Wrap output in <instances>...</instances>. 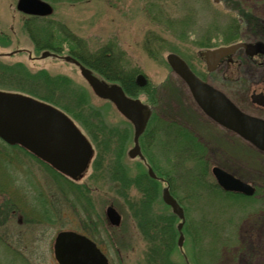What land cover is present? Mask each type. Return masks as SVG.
Wrapping results in <instances>:
<instances>
[{"label":"rangeland","instance_id":"1","mask_svg":"<svg viewBox=\"0 0 264 264\" xmlns=\"http://www.w3.org/2000/svg\"><path fill=\"white\" fill-rule=\"evenodd\" d=\"M44 1L53 7L47 16L18 11L17 0H0V62L21 63L32 73L43 70L51 76L70 78L69 87L74 93L61 88L56 93L57 100L61 104L72 101V109L81 112L83 116L73 121L92 142V159L101 157L102 165L95 172L90 163L75 182L67 185L54 180L26 152L0 139V200L7 199L15 205L7 222L0 226V264H58L53 254L56 233L63 229L82 230L89 216L103 223V232L99 229L96 236L110 264H149L146 255L150 238L148 242L111 179L112 161L119 153L120 163L130 177L149 175L152 169L158 189L149 208L150 217L155 226L162 217L174 215L176 249L172 257L176 262L264 264V153L208 118L166 60L168 53L180 55L241 108L264 117V110L247 101L248 91L264 78V56L258 64L238 50L235 74L230 77L225 65L208 73L199 55L201 50L237 41L264 43V0ZM32 16L63 27L71 38L85 41L89 51L105 48L120 58L123 71L134 75L139 88L133 95L152 105L153 116L158 115L159 121L176 122L181 131L197 133L201 146L183 149L186 140L180 136L174 140L157 127L149 141L138 139L139 153L129 156L128 150L135 143L130 123L110 100L94 93L76 63L60 56L68 53L67 41L63 42L61 54L35 51L24 26ZM238 18L243 26L235 36L225 28ZM89 72L108 82L96 72ZM138 74L146 78L143 85L136 81ZM151 87L156 90L155 101L142 89L152 91ZM17 88L13 80L0 84L4 92L20 93ZM81 92L85 94V104L74 105V98ZM124 137L125 141L120 142ZM214 165L252 182L256 194L235 200L216 189L209 190V184L215 182ZM74 184L83 186L82 190H76ZM164 188L182 209L183 217L163 200ZM43 198L47 205L41 203ZM128 198L131 202L142 200V192L135 184L129 188ZM109 205L121 215L117 226L107 222ZM151 232L153 236L154 230ZM180 235L183 237L179 245Z\"/></svg>","mask_w":264,"mask_h":264},{"label":"water","instance_id":"2","mask_svg":"<svg viewBox=\"0 0 264 264\" xmlns=\"http://www.w3.org/2000/svg\"><path fill=\"white\" fill-rule=\"evenodd\" d=\"M16 9L36 16H47L53 12L51 4L44 0H17ZM242 46L250 54L253 47L257 48V52H264V44L261 42H238L202 50L199 54L204 57L208 70H212L219 58ZM166 59L172 71L187 84L193 99L207 116L264 151L263 118L243 112L221 90L199 78L179 55L171 52ZM81 71L96 95L112 101L118 111L133 122L135 145L129 151V156H136L139 153L137 136L144 127L148 115L147 106L140 99L127 97L117 84H106L88 70ZM136 81L143 85L146 78L138 74ZM253 92V100L264 105V91L257 89ZM0 138L9 144L21 145L71 178H77L87 168L92 156L89 141L67 115L53 105L22 93L0 90ZM212 174L217 184L226 191L246 196L255 192L252 184L220 166H212ZM149 175L154 177L152 169H149ZM162 196L174 213L184 216L168 188L163 189ZM106 214L111 223L120 222L121 216L112 205L106 208ZM180 227L181 223L178 225ZM182 237L180 235L179 245ZM53 253L58 264H110L95 242L73 230H62L56 234Z\"/></svg>","mask_w":264,"mask_h":264},{"label":"trees","instance_id":"3","mask_svg":"<svg viewBox=\"0 0 264 264\" xmlns=\"http://www.w3.org/2000/svg\"><path fill=\"white\" fill-rule=\"evenodd\" d=\"M38 19L40 18L32 16L24 22L25 29L28 31V36L34 42L36 52L43 50V54H61L63 53V42L67 41L68 53H66V56H70L81 69L94 71L100 77L105 78L111 83H119L121 85H124L126 91L131 95L133 93H137L139 88L133 81L134 75H129L128 73L123 71L124 69H122V64L119 61L120 58H116L113 53L107 52L108 50L105 48H99L97 51H89L85 41H82L81 39L71 38L72 35L68 32H65L63 27L57 28L52 24V22H44L45 20L38 21ZM242 26L243 23L241 22V19L238 18L233 19V21L230 22L225 29L227 32H232L233 35L237 36L241 33H239V31L241 30ZM60 56L63 57L62 55ZM6 73L10 74L11 76L7 75ZM11 80H13L14 83H16V85L19 87L16 89L17 91L53 105L54 107L62 110L68 117L71 118L72 121L73 118L79 120L83 116L81 112H78V110L75 111V108L72 109V101L69 103L61 104V100H59L60 103L57 100L58 97L56 96V93L60 91L61 88L69 89L71 90L70 92L74 93V90L70 89L71 87H69V83L71 82V80L67 76H51L43 70L32 73L21 63L7 65L0 62V84H7V82H10ZM130 85L133 86L134 89ZM142 89L146 94H148L150 99L155 101V88L151 87L152 91H149V88ZM84 95L85 94L83 92L79 93L74 98L76 99L74 105L79 104L78 106H80L81 103L85 104L86 98ZM91 116L94 117L95 115ZM101 124L102 123H99L100 126ZM181 133L184 132L181 131ZM125 138L126 137L122 138L120 142L125 141ZM192 139L193 141L196 140L197 143V139H195V137H192ZM102 144L104 145L103 147H105L106 141H104V143L102 142ZM8 145L13 148L20 149L30 156L32 155L27 149L19 144ZM100 158H95L92 159L93 162L91 161L92 168L95 172L101 168L102 163ZM120 158L121 153L117 155L115 161H112V166L110 169L111 179L115 184H117V193L125 197L132 216L137 220L138 226L146 236L148 242L150 238V246H148V253L146 255L149 264H180L176 262L172 257L176 249L174 238L176 234L174 215L168 214L162 217V219L158 220V224L155 222V226H153L152 223L153 218L150 217L149 208L152 201L156 197V191L158 189L157 181L152 179V177L148 174L130 177L125 171V168L120 163ZM35 160H37L38 163L42 164V166L44 167V171L48 172L51 177L57 182L64 181L67 185L73 183L71 180H68L62 172L56 170L47 162H44L41 159ZM132 184L138 186L139 190L142 192V200H139L137 202H131V200H129L128 190ZM74 185L75 189L78 191L82 190L83 188V186L81 185ZM209 185V190L212 191L216 189L224 195L229 196L231 199L240 200L241 198H250L244 196L241 193L224 191L216 182H214L213 184L210 183ZM41 203L47 205L46 199L43 198V201ZM14 209L15 205L13 202H10V200H0V226L7 222L8 218L10 217L11 211ZM156 227H158V233L156 231ZM153 230L155 235L153 234L152 236L151 231Z\"/></svg>","mask_w":264,"mask_h":264},{"label":"flooded vegetation","instance_id":"4","mask_svg":"<svg viewBox=\"0 0 264 264\" xmlns=\"http://www.w3.org/2000/svg\"><path fill=\"white\" fill-rule=\"evenodd\" d=\"M255 43V42H253ZM243 50L245 52V55L248 57V58H251V59H255L256 62L258 64H261V60L262 57L264 56V52H257V48L256 47H253L250 51L252 52L251 54L245 49V47H240L238 49H236L233 53L231 54H228V55H225V56H222L221 58H219L218 62L216 63V65L214 66V68L212 70H208L207 68V64H206V61L204 58H202L205 62V67H206V70L208 73L210 72H213L215 70H217L218 68H220L221 65H225V71L227 72L228 76H234L235 74V71H234V66L236 65V60H235V55L237 53L238 50ZM63 58H66L67 60H72V58L70 56H63ZM264 59V58H263ZM73 61V60H72ZM74 62V61H73ZM76 63V62H74ZM77 64V63H76ZM78 65V64H77ZM79 66V65H78ZM190 66V64H189ZM191 67V66H190ZM192 68V67H191ZM194 71V70H193ZM195 72V71H194ZM196 73V72H195ZM197 75H199L198 73H196ZM200 76V75H199ZM201 79L203 80H206L208 83L209 81L207 80L206 77H202L200 76ZM108 81V80H107ZM104 83L106 84H113L111 82H106L104 81ZM119 84V83H118ZM120 88L123 90L124 94L129 97V98H132V99H140L136 96H134L133 94H129L127 91H126V88L124 85H121L119 84ZM126 86H129V85H126ZM131 86V85H130ZM186 86V85H185ZM133 88V86H131ZM134 89V88H133ZM257 89H261L262 91H264V78H261L259 80L256 81V83L251 87V89L248 91V95H247V101L248 103L257 108V109H261V110H264V105H259L258 103H256L254 100H253V96H254V90H257ZM230 98V97H229ZM231 99V98H230ZM141 100V99H140ZM232 100V99H231ZM233 101V100H232ZM141 102L147 106L148 108V115H147V118L145 120V124H144V127L142 129V131L138 134L137 136V144H138V148L140 149L141 148V144L139 141H142L144 143V140L146 139L147 141H149L151 138H153V135L154 133L156 132V130L159 128L160 130H163L164 134L165 135H170L172 138H174V140H176V138L178 139V136H180L182 139H184V141L186 140V142L184 143L183 140L182 142L184 143V146H183V149H193L194 150V147L197 145H200L201 146V136L199 137L197 133H194V132H184V133H181V129L179 127V123H171V121H167V122H162V121H159V117L158 115H156L157 117H154L153 114L155 112L154 108L152 105H148L146 103H144L142 100ZM234 102V101H233ZM242 111L248 113V114H251L253 115L252 113H249L247 112L246 110H244L243 108H241L236 102H234ZM120 112V111H119ZM121 113V112H120ZM121 115L130 123L131 127H132V130H133V138H134V132H135V126L133 124V122L131 120H129L126 116H124L122 113ZM256 116V115H254ZM260 117V116H258ZM261 118H264V117H261ZM163 123V124H162ZM161 124V125H160ZM150 127V128H149ZM158 127V128H157ZM149 128V129H148ZM228 130V129H226ZM230 131V130H228ZM232 132V131H231ZM234 133V132H233ZM192 137H195L197 139V143L194 145V141L192 139ZM198 137V138H197ZM140 138V139H139ZM89 140V138H87ZM139 139V141H138ZM90 141V140H89ZM90 144L92 146V142L90 141ZM204 144V143H202ZM135 145V143H134ZM133 145V147H134ZM143 146H145L143 144ZM131 147L129 150H128V153L129 151L133 148ZM182 147V146H181ZM204 149V148H203ZM34 159H38L37 157L31 155ZM39 160V159H38ZM37 161V160H36ZM42 166V164H40ZM229 171V170H228ZM68 178V177H66ZM68 180H71L72 182H75V179H68ZM106 219H107V222L108 224H111L113 225L107 214H106ZM121 222V221H120ZM113 226H117V225H113ZM103 232V223L102 222H99L97 219H94L92 218L91 216L88 217V219H85V222H84V227L82 230H79V229H73L74 231L76 232H79L81 234H85L86 236H88L90 239H92L96 245L102 250L101 248V243L98 242V239H97V236H96V233L97 232ZM72 230V229H71Z\"/></svg>","mask_w":264,"mask_h":264}]
</instances>
